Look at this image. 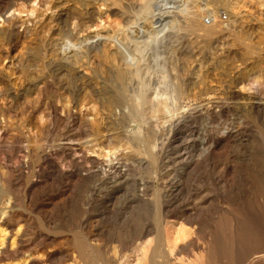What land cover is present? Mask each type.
Masks as SVG:
<instances>
[{"label": "rangeland", "instance_id": "374dc122", "mask_svg": "<svg viewBox=\"0 0 264 264\" xmlns=\"http://www.w3.org/2000/svg\"><path fill=\"white\" fill-rule=\"evenodd\" d=\"M168 1L0 0V264L114 263L152 228L166 254V200H207L195 237L232 264L264 250V0ZM152 16L165 31L134 33Z\"/></svg>", "mask_w": 264, "mask_h": 264}, {"label": "bare ground", "instance_id": "6f19581e", "mask_svg": "<svg viewBox=\"0 0 264 264\" xmlns=\"http://www.w3.org/2000/svg\"><path fill=\"white\" fill-rule=\"evenodd\" d=\"M174 2H178V0L168 1L167 2V5H166V8H171L172 5L169 6L168 4L169 3L170 4H173ZM246 6H247L246 4L243 5V7H246ZM248 6L251 8L252 7V4L250 3ZM220 13L221 12H219V14ZM159 15H160V13H159ZM217 15L218 14L214 15L213 18L214 19L215 18H218ZM220 18H222L223 21L225 20V21H228V22L231 19L230 16H229V14H225L223 16H220ZM220 23H216V22L213 23V28H212L211 31H208L207 32V35H213L214 31L218 27L220 28V26L223 25V24H220ZM164 24H165V22L163 21V19L161 18V16L160 17H158V16H154L153 17L152 16V17L146 18L144 20L143 25H141L138 28H136V30L134 31V33H143V34L146 33L145 35H147L148 31L155 32L157 29L160 30V28L161 29H164L163 31H165L166 26ZM98 37H100V34L97 35L95 38L88 35L87 37H85L81 41V43L80 42L79 43L81 44L82 47H86V46L88 47L91 44H93V45L96 44V39ZM150 83H151V81H150ZM152 88H154V87L152 86ZM156 91L157 90H155V94H156ZM158 91H159V89H158ZM155 94L153 96H155ZM159 96H162V95L156 94V97H155L156 100L159 99L158 98ZM159 100L158 101L161 102V99H159ZM167 100H168V98H167ZM153 101H154V98H153ZM151 103H152V101H151ZM260 103H258V102L257 103H252L251 102V103L248 104V108L250 109V111L252 112V114H254L255 120L260 124V126L263 127L264 126V104H260ZM162 107H163V105H162ZM166 110H164V111H166ZM238 132L237 133H231L230 135L227 133L226 135H224V136H222V137H220L218 139H214V140L211 141L210 145H209V142L206 141L207 143H204V145H203V147L205 148L204 151H203V160L207 161L208 160V157H210L211 155H213L215 151L220 150V149L221 150H224L227 145H229V146H231V145H234V146L237 145V146H240V147L243 146L245 144L244 142H246L248 140L243 141L242 139H244L243 137H245V136L240 137V134ZM210 140L211 139H209V141ZM207 145H209V146L206 147ZM183 151L185 153L182 154L181 156H179V160H181L180 161L181 163H184V162L186 163V160H187L186 159V156H188L189 158H191L193 156V154L188 153V148H185ZM111 155H116V154L115 153L114 154H111V152H108V153L105 154V157L108 158ZM197 156H198V154H197ZM213 157L215 158V156H212L211 159H213ZM216 159H214V160H216ZM196 164H198L196 166L198 168L201 165V162L197 161ZM100 171L103 174H106V169L105 168H102L101 167ZM221 172H222V170H221ZM192 175H194V174L192 173ZM218 175H217V177H218L217 178V181L219 182V184H222L223 183V174L221 173L219 176ZM224 176H225V174H224ZM227 185H229V184L227 183ZM229 186H231V185H229ZM222 187H223V185H222ZM174 194H176V193H174ZM9 198H8V200H9ZM177 201L178 200H166V201H160L159 202L160 212L163 215V217H162V219H161L160 222H161V225H162L163 239L165 240L166 246H167V252H166V254L160 255L159 249L154 246V241L155 240L151 237L152 234H153V231H154V229L152 228L153 231L148 230V231H146V232L143 233V236L146 237V238H148V240L145 241L144 240L145 238L143 237L144 238L143 239L144 241L141 242L137 246L136 249H134V252H133L132 255H123L122 252L119 251V253H118L119 255L116 256V257L114 256L115 257L114 258V263H111V261L108 260L109 264H230V262L232 264L233 261L235 260V255H233L235 253H233L229 257V259L225 260L224 258L220 257V254L216 251L217 248H216L215 245L217 244V241H218L217 234H214V233L208 234L207 235V236H209L208 237V240L206 242H203V243H200L199 240L195 237L197 231H201V230H203L205 228L207 230V228H209V227L212 226V224H211V218L212 217L210 216V210L211 209H209L210 207L208 208V206H206L207 200H199L198 202H196V203L194 202L190 207H187V208H181V206H180L181 204L177 206V204H178ZM183 201H185V200H183ZM135 203H137L138 205H144V204L147 205L148 203L150 204L151 202L149 200H145L144 198H142V200H135ZM187 204H189V203H187ZM173 208H175V209H182V212H181V216L180 217L176 218V217L172 216V214L174 213ZM177 216H179V215H177ZM4 224L7 227V229H11V232L13 233L14 226L11 225V224H9V222H7V221H5ZM156 224H157V222H156ZM189 225H192V227L194 226V228H192V231L190 230ZM156 228H157V225H156ZM121 230H123V229H121ZM3 231L5 232V230H3ZM115 235H116V233H115ZM155 236L156 235H154V237ZM207 236H205V238H207ZM201 240L203 241V238ZM164 249H165V247H164ZM196 251H199L198 255L196 254ZM3 253H5V252H2L1 255H0V257L3 255ZM191 256L194 259L193 258H190ZM235 263L236 264H242L241 262H236V261L234 262V264ZM247 264H264V250L259 251V252H256V253H250L248 255Z\"/></svg>", "mask_w": 264, "mask_h": 264}, {"label": "built area", "instance_id": "2783aa9c", "mask_svg": "<svg viewBox=\"0 0 264 264\" xmlns=\"http://www.w3.org/2000/svg\"><path fill=\"white\" fill-rule=\"evenodd\" d=\"M209 21V20H208Z\"/></svg>", "mask_w": 264, "mask_h": 264}]
</instances>
